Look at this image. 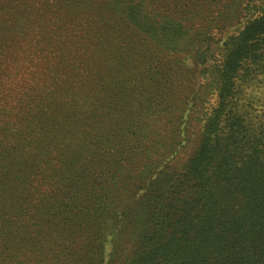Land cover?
Segmentation results:
<instances>
[{"label": "trees", "instance_id": "16d2710c", "mask_svg": "<svg viewBox=\"0 0 264 264\" xmlns=\"http://www.w3.org/2000/svg\"><path fill=\"white\" fill-rule=\"evenodd\" d=\"M14 11L0 16L25 23L0 43L11 53V70L0 66V264H103L108 236V264H264V0H43ZM51 15L73 24L56 31ZM231 20L235 32L218 39ZM199 23L210 26L191 38ZM39 30L47 38L26 39ZM40 68L54 91L41 89ZM110 116L109 130L134 132L137 146L94 168L88 122L107 128ZM156 128L166 136L140 192L124 180L126 159L146 161ZM135 189L112 214L113 194Z\"/></svg>", "mask_w": 264, "mask_h": 264}, {"label": "rangeland", "instance_id": "374dc122", "mask_svg": "<svg viewBox=\"0 0 264 264\" xmlns=\"http://www.w3.org/2000/svg\"><path fill=\"white\" fill-rule=\"evenodd\" d=\"M227 1V0H226ZM41 2H43V0H0V16H2V18H7L6 12L8 10L11 9V13L13 15V13H15V9H25V7L29 6L31 8L33 7H40L41 6ZM5 8H7L5 10ZM233 11V9L231 10V12ZM229 13L228 10L223 9L222 14L223 15H227ZM52 18L46 16L44 18V20H49L51 19V21L49 23L53 24L55 26V30L58 31L60 27L63 26H69L72 25L73 23H55V21H53V15H51ZM61 16V15H60ZM0 21V31H3L2 35L0 36V43L3 42L6 38L7 35L9 34H13V32H17V34H20L22 31V28L24 27L25 23H22V21L20 23H9V19L7 20V22L5 21ZM54 22V23H53ZM237 24V23H236ZM235 22L233 20H231L225 27L224 30L221 32V34L219 35V37L217 36L218 39L220 38H225L227 35H229L230 33H234L235 32V26H236ZM241 24V23H239ZM199 28L195 29L194 32H192L191 34V38H199V36L197 34H193L196 33V31L201 32L204 28L209 27L210 25L208 23H199ZM43 32V31H42ZM51 36V35H50ZM132 34V38H139L137 36H135ZM13 38V35L10 39ZM45 39L47 38V36L44 35V33L41 35L40 34V30L37 31L36 33L30 34L26 37V39L29 40H37V39ZM54 39L58 40L56 36H54ZM66 39L65 37H60V42H64ZM141 40V39H139ZM139 40H137L136 42H138ZM76 41V40H74ZM7 43V40L5 42V44L3 45V54H0V66H3L4 68H6L8 71L11 70L10 68H8V66L2 64L3 60L5 57H8L11 55L10 50L5 48V45ZM121 43V42H120ZM110 50H112V47H110ZM9 66L11 67V64H9ZM195 67V65H194ZM198 68V67H197ZM39 77H41L42 81H41V89L43 90V92H52L54 91L56 88L54 87V82L53 79H50L47 76L48 71L44 68H40L39 70ZM199 76V74L196 75V77ZM196 81L197 84L196 86L202 82V79H199L200 77H197ZM17 91H21L19 89V87H17ZM256 95H258L259 93H263L264 94V88L262 87V84H259L256 87V91H255ZM187 96V92H185L184 94V98H186ZM66 95H63L62 97V101L64 102V100L66 99ZM83 100L78 103L77 106L82 105ZM187 112H185V117L187 116ZM124 113L122 114H117V117H120V120L118 121V125H121L122 127L125 126L124 123H121L122 119L121 117H123ZM110 118L112 119L111 121L107 122V128L103 127L101 128L96 121H90L88 122V131H90L91 136L89 141L92 143L93 140H96V149H97V153L95 154V161L91 162V166L94 168H98V169H102V168H106V169H110V168H114L117 164V162H115L114 160L116 159V157L119 156H125L126 158L129 157L130 155L127 154L128 151H132L134 149V147L137 146L136 140L139 138L138 135H136L134 132H130L128 133L127 130L125 131L124 128H122V130H117L116 132H111L109 130V128L115 123L114 119L115 116H110ZM182 121V120H181ZM187 121V119H186ZM183 122V121H182ZM191 123H193V126H191ZM189 124V131H191V133H188L187 135H185L184 140L181 142L180 145L177 146V149L179 150V152L181 153V156L184 158L187 157V155H189V153H191L192 149H193V143L191 144V140L195 139V133L197 132V129L194 130V126L196 125L195 123V119L193 117V119H190ZM183 127H181L182 129ZM104 132H107L104 135V138L107 140H110L109 142L105 143V142H100L98 143V139H95L96 136L98 134H102ZM166 136V133L162 134L160 133L159 129H155L154 133H151L150 136L148 137L147 140H149L147 142H145V146L143 148V151L141 154L146 153L148 155V158L146 159V161L142 162V163H134V161L132 159H126V173L128 174V177H125L124 180L127 181V183L130 184V186L133 185L134 182L137 183V186L140 185V192L143 189V186H147L149 184V182L152 180V178L155 176V174H150L152 172L151 169L155 168V165H158V150L160 151L159 148V141L160 140H164ZM83 137V136H81ZM154 139V141H153ZM156 139V140H155ZM183 139V137H182ZM187 139V140H185ZM82 140V138L78 141L80 142ZM158 141V142H157ZM155 142V143H154ZM156 146H155V145ZM158 149V150H157ZM79 158V160L81 159V155L77 156ZM148 164L150 166V173L149 174H143V170H144V165ZM152 165V166H151ZM125 166V164H124ZM143 167V168H142ZM104 172H97L94 174V177H97L98 179H102L103 177L100 175H104ZM107 173V172H105ZM109 180H113V179H109ZM109 183H112V181H110ZM105 183H103L102 185H104ZM99 185L97 188H99ZM116 189H121L122 187H119L118 185H116L115 187ZM138 189H135L133 191H131L130 193H128L127 195H125L122 198L116 199V193L113 194V198L110 199V201H115L112 205H109L110 208H112L111 213L112 214H116L119 211V205L125 202H131L133 199H135L138 195ZM103 200H105V197L101 196ZM118 205V206H115ZM14 217L16 218V222L18 223V221L20 219L26 218V215H20L17 216L13 213ZM108 239L111 240L109 243L106 242L105 244V254H104V262L103 264H108L109 259L111 257L112 251H113V246L112 243L114 244L115 239H112L111 236H108ZM111 253V254H110ZM51 257H54L53 255H50ZM57 260V262H59L60 259H49V261L45 264H55V261Z\"/></svg>", "mask_w": 264, "mask_h": 264}]
</instances>
